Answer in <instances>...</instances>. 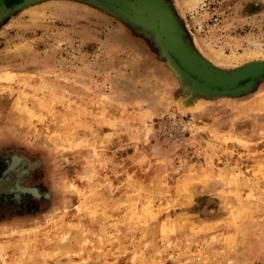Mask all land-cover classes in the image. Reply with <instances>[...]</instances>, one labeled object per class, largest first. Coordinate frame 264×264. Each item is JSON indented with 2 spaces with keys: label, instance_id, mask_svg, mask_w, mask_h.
Here are the masks:
<instances>
[{
  "label": "rangeland",
  "instance_id": "374dc122",
  "mask_svg": "<svg viewBox=\"0 0 264 264\" xmlns=\"http://www.w3.org/2000/svg\"><path fill=\"white\" fill-rule=\"evenodd\" d=\"M169 1L215 66L264 59V0ZM185 95L150 37L96 6L2 16L0 132L51 151L63 203L0 228V264H264V82Z\"/></svg>",
  "mask_w": 264,
  "mask_h": 264
},
{
  "label": "water",
  "instance_id": "95a60500",
  "mask_svg": "<svg viewBox=\"0 0 264 264\" xmlns=\"http://www.w3.org/2000/svg\"><path fill=\"white\" fill-rule=\"evenodd\" d=\"M45 0H20L1 7L0 18ZM96 6L142 35L185 87L184 100L244 95L264 82V59L222 69L203 57L185 38L169 0H76ZM242 82L245 84L242 85ZM60 169L51 151L32 139L0 132V228L29 227L61 209Z\"/></svg>",
  "mask_w": 264,
  "mask_h": 264
},
{
  "label": "bare ground",
  "instance_id": "6f19581e",
  "mask_svg": "<svg viewBox=\"0 0 264 264\" xmlns=\"http://www.w3.org/2000/svg\"><path fill=\"white\" fill-rule=\"evenodd\" d=\"M197 1L198 0H186V4L188 6H193V5H195L197 3ZM257 53H262V51H260V49H253L252 48L249 52H247V54H249V56H252V55L257 54Z\"/></svg>",
  "mask_w": 264,
  "mask_h": 264
},
{
  "label": "flooded vegetation",
  "instance_id": "af4514ba",
  "mask_svg": "<svg viewBox=\"0 0 264 264\" xmlns=\"http://www.w3.org/2000/svg\"><path fill=\"white\" fill-rule=\"evenodd\" d=\"M11 1H13V2H11ZM20 0H0V8L1 7H10V5L12 4V3H15V2H19Z\"/></svg>",
  "mask_w": 264,
  "mask_h": 264
}]
</instances>
